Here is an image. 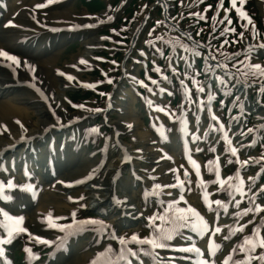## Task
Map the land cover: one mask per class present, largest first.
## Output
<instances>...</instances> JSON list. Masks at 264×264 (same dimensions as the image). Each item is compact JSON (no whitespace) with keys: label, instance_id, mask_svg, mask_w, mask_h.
I'll return each instance as SVG.
<instances>
[{"label":"rangeland","instance_id":"1","mask_svg":"<svg viewBox=\"0 0 264 264\" xmlns=\"http://www.w3.org/2000/svg\"><path fill=\"white\" fill-rule=\"evenodd\" d=\"M45 0H35L36 3H43ZM85 0H70L67 2V5L65 7L70 8L72 12V16L76 17L78 19L77 22H71L70 28L71 30L69 33L66 34V37L63 39V42L60 43L58 54V60L55 63V69H68L72 68L74 73L73 75H70L67 79V81H64L63 84L60 86L57 82L56 86L59 87L62 91L61 93L57 94V97L54 99L49 100V103L43 104V108L48 111V115L53 118L55 121H61L59 115L63 114V117L66 118L71 114H77V113H83V118L79 119L78 121H73V125L70 127V129L78 128V141L80 142V145L84 148V154L85 157H92L96 160H102L104 159L105 155V148L107 146V143L109 141V138L112 135V128L115 123L119 122L120 114L118 111L115 110H107L104 112V110L107 109L106 107V99L108 97V94L112 91L114 93V96L112 99H115L116 93L112 89L115 85L116 88L120 86V83H117L118 79L121 78V66L120 62L117 60L119 56H113L112 53H109V55L102 54L103 52H99L98 49L93 51L92 53L97 55L99 57V60L93 61V59L89 62H83L79 63L76 62L75 59L78 56H82L84 53L87 52L84 44L82 43L83 37L85 35H93L95 37L100 38L99 44H103L102 39L105 38V45L107 44V40L112 39V37H116V40L114 42H117V47L122 48L123 38L128 37L129 34H127V27L126 23L118 24L116 27L114 26L111 28L108 32H102V25L104 23H95L94 25L85 26L84 23L81 21V17L83 16H89L91 12L92 5L84 4ZM109 1V2H108ZM106 1L103 4V7L100 8V10L103 11L105 15H113V7L110 3V0ZM173 2V12L178 13L179 16H182L183 12H190V15L187 17L188 19L194 20V21H204L206 19V15L199 11V6L205 1L202 0V2L199 4H193L192 7L185 9L182 11L184 7V2L187 0H170ZM193 1V0H190ZM238 1V7L243 6L244 3H247L248 0H243V3ZM139 3V6L143 8V6H146L145 11H141V9L136 13V17L134 19H137V21L143 19L144 14L148 12L147 4L149 6L150 3L153 4L152 0H137L135 4ZM186 4V3H185ZM227 8L235 12L237 15L238 21L241 22V25H243L244 28H250L248 25V21L246 18L241 15L240 13H237V6H233L232 3L227 4ZM157 8L155 10H152L151 12V22L154 23L153 26L149 27L146 33V36L143 39L142 45L138 46V48H141L144 55L142 58H139L141 61H145L148 64V70L147 68L144 69L145 72H140L141 66L140 63H130L126 66V68L129 69V74L131 75H138L139 78L137 79L139 85L137 87L143 89V93L141 96H136V103L135 108L139 112L137 113V116L139 117V120L142 122V126L139 127V130H147L149 132L155 133L154 127L152 126L153 119H156L157 113L152 110L150 113H147V108L149 104V100L152 99L153 94L158 93V86L166 85L168 88L172 87L171 78H174L177 76L179 81L181 79V83L183 84L181 89L183 91V87H186L187 89V96L186 99L190 98V94L192 96L196 95V91L199 90V87L195 85L194 81L195 78L199 79L198 77V70L196 69L197 65L200 66V62L202 59V52L192 45H190L185 36L177 33L175 31V28L170 25V22H166L161 18V10L162 8L158 5H156ZM208 3L203 5V8H207ZM255 6L257 10L259 11V14L261 15V7L259 4L255 3ZM219 8V7H218ZM218 8H214L213 12H218ZM221 15L225 14L224 8H220ZM219 10V11H220ZM205 11V9H203ZM97 13L98 11L95 10ZM90 17V16H89ZM116 18L122 17V12L119 11L115 15ZM179 18V17H178ZM80 19V20H79ZM42 22H46L45 19H41ZM159 21L160 23H157ZM178 19H174L171 22L175 23ZM86 24V23H85ZM194 23L193 21H185V24H181L180 28L183 30H189L193 28ZM242 27V28H243ZM42 34L44 37H49L51 35L52 30L49 25L44 27ZM106 28V26H105ZM226 29V27H225ZM194 33V32H193ZM195 35V33H194ZM196 38H198V34H196ZM220 38V36H218ZM255 44L250 45V48L246 52L247 56L250 57L252 60L251 64H259L262 68H264V54H261L259 48L256 46L264 45V39L259 40L258 38H255L253 40ZM92 44V43H90ZM87 44V45H90ZM127 46L124 45L123 49H126ZM105 51V47H104ZM264 51V48L262 49ZM233 52H236L234 50ZM89 53V52H88ZM199 53V55H197ZM220 55V54H219ZM225 54H223L224 56ZM105 58H110L112 61H106ZM219 59V58H217ZM140 61V62H141ZM178 62L180 65V73L174 72L171 70L170 75L164 76L162 73L158 76V73L161 72V68L164 67V65L168 63H172L171 65L175 64V62ZM242 61H237L233 64L227 65L226 67H223V69H231L238 72H245L247 74V77L252 75V72L254 71L251 69L250 71V62L249 58L244 57L242 58ZM191 63V64H190ZM96 67H101L104 71L103 73L106 74V76H97L95 74ZM144 68V66H143ZM151 68V70H150ZM50 71V77L56 76V70ZM126 69V71L128 70ZM157 69H159L157 71ZM243 69V70H242ZM99 70V69H98ZM100 71V70H99ZM166 71V70H165ZM174 73V74H173ZM96 75V76H95ZM175 75V76H174ZM258 77L259 73L256 74ZM255 75V76H256ZM253 76V75H252ZM81 78L80 80L78 78ZM144 77V78H143ZM218 77L222 78V82L220 85H223L227 83L231 78H224L221 75H218ZM220 78V79H221ZM153 80L152 83L148 84L145 81L147 80ZM264 79L260 78V80ZM145 80V81H144ZM143 81L147 84L144 85ZM155 81V83H154ZM166 82V83H165ZM129 83V82H128ZM118 84V85H117ZM142 86V87H140ZM58 88V89H59ZM78 90V91H76ZM86 92L93 93L91 96L84 98L83 96H86ZM75 93L78 96H75ZM88 95V94H87ZM150 97V98H149ZM70 98H73L76 100L75 103H72L70 101ZM84 98V99H83ZM163 102L165 105H171V103H167L166 99L160 98L159 101H155L154 104H159ZM221 103V99H218L215 103V105L218 107V105ZM198 101L197 100H191L189 102V105H191L190 111L191 113L194 112L195 106H197ZM54 105V106H53ZM77 105H83V107H77ZM51 106H53V109H51ZM60 106H65L64 108ZM174 109V107H173ZM145 110V111H144ZM154 115V116H152ZM156 115V116H155ZM36 114H32L30 118L25 120V124L27 125V128L33 127V122L36 120ZM193 117V114L191 115ZM63 120V119H62ZM160 121L159 127L162 128L161 133H164V137L168 140V143L171 144L176 141L175 138L179 134V121L178 116L173 120V122L168 121L163 117L158 118ZM98 121V123H97ZM148 122V123H147ZM99 124V125H97ZM152 128H150V127ZM191 129L186 130V132L191 136H194L196 140L195 144L192 143V140H190V149L191 154L194 155L196 158L197 149L202 150L203 156V167L202 170L204 172V180L206 182L208 180H211L213 178V168H212V162L213 157L209 153H207L208 147H205V145L209 144V137L208 142L205 141L201 146H199V142L202 140H198L201 138V135H203V139L205 137L203 130H193L192 125H190ZM108 130V131H105ZM54 131V130H53ZM74 132V130H71ZM57 133L58 136H55ZM123 134H119L118 140L126 144L129 150H139L141 149L143 143L140 141V139L133 133L130 132H123ZM198 133V134H195ZM65 134V135H62ZM67 135V130L65 132H57L55 130L53 133H50L48 135L49 140L51 143L55 142L58 149H62L61 147L64 144V139ZM77 138V131L75 133ZM49 141V143H50ZM174 141V142H173ZM211 142V141H210ZM41 147V149H44V145L37 146ZM166 151H169L170 155L163 154L162 156V162L159 163L160 171H162V174L167 178L170 176H176L177 172H180V175H182V170H185V166H181L180 162L173 165V160H176V156H181L180 152L176 153V147H167L164 146ZM37 149V148H36ZM117 154V153H116ZM112 153L111 157L113 161H119V155ZM56 167L54 170V173L50 174L48 172V177L44 179V182L41 184H37L35 181V176L30 180L31 185L33 188H35V185L37 186V193L35 199H32L29 201V197L27 198L25 194L21 191L20 188H18L16 191L11 193V199L10 202L7 205V208H19V210L23 209L27 211L30 207L35 208L36 202L40 201L45 204L44 209L39 211V217L35 218L34 222H31L29 219H26V227L30 230L29 234L31 232L36 231L37 229L39 231L45 232L47 229H50L49 224L52 222H57L59 224L68 225L71 224L73 220L80 221L84 220L85 218H95L99 221H103V223L106 225L108 224V220L111 218L105 213V208H108L109 205L106 206H100V207H94V202L92 201L95 199L104 200L107 198V196L112 197V193H115L117 196H122V189L120 185H116L113 187H110L109 185H102L97 186V184H92V187L97 190V193L94 195H89L87 193H84V188L78 189L79 195H77L76 198L70 199L67 201V190L65 191L61 184L58 183L57 174H63L65 163L62 162L61 166H57L59 162L58 157H53ZM137 162V161H136ZM146 161H139V164H135L131 166V164L127 163L125 164L124 168L121 169L119 175L121 178L126 177L128 174V171H130L133 175V181H137V179L140 180V182H135L134 187L135 190H138V196L135 198V200L126 205L129 207H134L135 209L141 208L144 212V216H136L139 217L138 219L130 218V219H123L120 218V227L118 229V233H124L122 236L127 238L130 237L133 233H136L139 237H146L149 235L150 232H152V229H155V225L157 224H166V222L163 223V221L160 223H157L153 226H148L146 223V216L153 215L154 213L158 216L160 214H164L165 216H170L172 214L179 215L180 213H173L171 211H175L176 208H173L174 210L169 209V207L172 206V204L177 205L181 200L177 199L175 195H173L169 188H167L169 185H163L158 186L157 190L161 193L160 197H158V194H155L152 192L150 195H147L146 198H142V193L140 192L141 187L146 186L149 188V184L151 181H154L153 176H149L145 170L146 169ZM109 161L106 162L108 164ZM105 165V164H104ZM103 167H107V165ZM96 168L94 169V172L101 171L102 169L98 168L97 164H95ZM58 168V169H57ZM145 169V170H144ZM211 169V170H209ZM227 171L228 174L231 173V170L227 167L224 168V171ZM47 175V172H45ZM13 175L19 179V183L23 184L21 182V179L19 177L20 170H18L16 173H13ZM34 175V174H33ZM254 176V175H253ZM0 178L4 181H8L10 179H13L10 174H4L2 173V168H0ZM137 178V179H136ZM65 178H63L64 180ZM68 179V178H67ZM62 180V181H63ZM138 180V181H139ZM148 180V181H147ZM188 185L186 186L188 188V193L185 195V198L189 197L188 200V206H192L195 209L199 211V213L204 216L208 222V230L203 232L202 237L195 236L193 237V241L195 244H200L203 239L204 241L207 240V237L209 239H213L212 241L214 244H219L220 248L216 249L214 252V255L209 256L210 260H215L216 264H223L225 257L231 252L232 259L228 261V263L233 264L235 260H242L244 258V253L239 251L240 244L243 243L245 236H250L253 233L254 228L259 229V234L261 237H264V214L262 213L261 209L264 207V198L262 200H255L253 205H251L250 201V195L252 193H255L258 191L261 186L259 187V183L256 182L254 187L252 185V188H250V184L245 181L244 179L239 180L243 181V195L241 194L240 202H234V199L236 198L238 193H241L240 191H236L235 185L239 183V181L236 183L233 180H230L228 182V185H221L218 182L208 184V187L206 191H203L200 189L199 182L196 180L195 177L192 176V178L188 179ZM55 181H57L58 184H55ZM108 182V181H107ZM147 182V183H146ZM153 183V182H152ZM253 183V182H252ZM264 185V181L261 182V185ZM60 185V186H59ZM99 185V184H98ZM232 185L233 187H230ZM141 186V187H140ZM225 186V187H224ZM39 188H41L39 190ZM101 188V189H99ZM105 197L102 198V193L104 194V190H106ZM155 190V192H157ZM100 191H103L100 193ZM162 191V192H161ZM233 191V193H232ZM204 192H207L209 194V197L211 199L210 205H204L202 202V194ZM65 195H66V202H65ZM97 195V196H96ZM165 197H164V196ZM80 196V197H79ZM194 196V197H192ZM91 197V198H90ZM82 198V200H80ZM167 200H165V199ZM69 199V198H68ZM221 201L222 205L226 202V207H222L221 210L218 211V213L222 214L221 217H217L215 211L218 207L222 206L221 204H216L215 201ZM108 202V201H106ZM0 204L4 205L5 202H3L0 199ZM36 204V205H35ZM190 204V205H189ZM260 204L261 208L259 211L255 210V205ZM83 205V206H81ZM178 206H181V204H178ZM249 206L253 207V210H251L248 214H245L241 217H234L236 215L235 209L239 208L238 210H245ZM172 208V207H171ZM168 210V213L165 210ZM226 211L224 212V210ZM46 210V211H45ZM51 214L50 218L48 220L45 219L46 216ZM75 213V215H73ZM187 213V211H184V214ZM114 217L118 218L120 217L119 211H115L113 213ZM128 216V215H127ZM131 217V216H130ZM58 218V219H57ZM192 220V223L194 222V218L189 217ZM134 219V220H132ZM139 220V221H138ZM127 221V222H126ZM234 225V229L230 231L229 224ZM191 223V224H192ZM190 224V225H191ZM189 225V226H190ZM241 225L243 226L241 228ZM135 226V227H134ZM219 228V232H216L214 229ZM186 229V228H185ZM71 231V229H69ZM109 232L110 229L107 227H100L99 225H91L86 227L84 230L77 231L76 234L71 235L67 238L66 244L64 246L57 248L55 247V242L57 237H59L60 234L54 233L51 237L55 238L53 241V244H46L42 241H37L35 243H32V240H30L29 237H21L23 239L18 240V242H13L14 244L7 243L8 246H10L9 249V256L14 259L15 264H29L28 260L24 257L22 258L20 255L17 254V252L23 250L25 251V248L31 247L34 255V261L33 264H57L58 261L59 264H62L66 261H68L72 255L73 252H78L79 250H84L86 245L89 241L87 235L90 233H97V232ZM84 233L83 235L80 234ZM85 232H88V234H85ZM62 233H64L62 231ZM179 234H185L187 236H190L191 234L182 232L178 230ZM81 235V236H80ZM68 242L71 245H74L72 248L68 247ZM32 244L35 246L33 247ZM112 248V252L109 253V256H113L114 253L119 252L121 248H119V243L116 242V240L111 241L109 244ZM136 249L135 246H128ZM81 248V249H78ZM208 250V249H207ZM206 250V251H207ZM260 249L257 248V252H259ZM51 256V257H50ZM208 256V255H207ZM203 258H206V256H203ZM57 259V260H56ZM73 260L69 261V264ZM167 261V260H166ZM209 261V260H208ZM93 262V261H92ZM92 262L90 264H92ZM117 263V262H116ZM251 264H260L259 260H252Z\"/></svg>","mask_w":264,"mask_h":264},{"label":"bare ground","instance_id":"2","mask_svg":"<svg viewBox=\"0 0 264 264\" xmlns=\"http://www.w3.org/2000/svg\"><path fill=\"white\" fill-rule=\"evenodd\" d=\"M45 3H49V6L46 8L47 10L44 9L45 7L38 8V3H36L35 0H0V7L3 6V9H0V50H4L10 55L16 56L18 60V63H14L8 61L5 57H0V167H5L11 172L14 168L23 169L24 173H20L19 175L21 180L27 179L24 174L27 173L28 175L32 173L34 174L33 176L36 177L35 181L37 184H42L43 180L49 176L48 172L50 171H48V169L53 167L55 170L56 163L54 159H51L56 156L60 159L57 166H61L62 162H64L66 166L63 174H60L61 170L59 174H57V181H61L65 178L62 181V185L68 191L67 197L70 199L76 198L80 192L78 190L79 188L93 184L95 180H97L98 183L102 180L103 185L107 184L111 186L113 178L117 181L115 184L117 186L120 185L123 191V195L117 198L118 204L125 206L124 203H126V205H128L138 196V190H135L133 184L135 181H133L131 172L128 171L126 177H118V180L115 178L116 170L121 168L122 165L120 166V164L126 160L125 157H129L125 144L112 140L111 144L113 143V145L111 146L110 144L109 156L107 157L109 163L106 164L107 167L101 170L100 174H95L94 172L96 167L95 164H97L95 163V159L90 156H83L84 150L82 147L74 145L73 140L67 141L69 136H66V140H64V151L58 149L55 142L49 145L50 140L48 135L54 132L53 129L55 125H63L67 121L82 117V115L77 114V116H68L64 118L63 114H60L59 117L63 120L62 122H56L48 115V111L42 106V103H44V100H47V97L52 101V99L57 97V94L62 91L56 86L57 83L61 86L64 82L58 70H61L65 75H70L73 71L72 68L55 69V63L59 57L60 43L63 42V39L66 37V30H68L71 22L78 21L76 17L72 16L70 8L65 7L67 2L64 3V1L61 0H51V2H49V0H47ZM185 3L189 5V2ZM168 6V11H170V6L172 5L169 1ZM41 19H45L46 22H42ZM9 21H11V24H9ZM81 21L89 23L83 18ZM90 21L94 22L93 19ZM43 25H49L53 29L54 33L51 37H44L42 34ZM97 39L98 38L93 35H87V37L83 38L82 43L87 45L93 43V41ZM91 58H93V55H89L86 52L82 56L76 57L75 61L78 62L83 59L89 61ZM54 69L57 71V74L56 76L50 77V71ZM126 78L137 79V77L133 75H126ZM32 88L37 89L38 92H33ZM116 93L115 99L111 101V105L114 106L120 114L119 122L114 125L115 131H130L135 134L143 145L141 149L133 153V155L141 161H146V171L160 174L162 171H160L159 163L163 160L162 156L164 150L162 146L165 142L163 139L164 137H155L147 130H139V127L143 124L141 120H139L137 110L134 107V103L136 102L135 95L137 94L135 86L131 85L129 88L120 86ZM53 106H51V109H53ZM60 107L64 108L65 106ZM32 114H36V120L33 122L32 128H27L24 122L30 118ZM21 135H23L25 139L21 140ZM55 136H58L57 133ZM190 137L192 136L190 135ZM19 140H21V147L19 149L12 150V152L5 156L2 155V152L5 151V146L14 145ZM39 145H44V149L37 147ZM173 145H175V142L174 144H170V147H173ZM110 153L121 154V160L113 161ZM50 160L51 162H49ZM97 160L96 162L100 163ZM45 172H47V175ZM85 177H87V179H85ZM57 181H55V184H58ZM76 181L82 182L77 183ZM172 181L173 179L170 177L165 178L162 175H157L155 186L150 184V188L172 184ZM6 189L7 188L4 189V193ZM85 189V193L89 195L97 193L96 189L89 187ZM140 190L143 193L146 191L153 192V190L145 189L144 187H141ZM106 191L107 189L104 190V194L102 193L103 191H100V193H102V198L108 193H106ZM236 200H239V198ZM92 201L94 202V207L109 205L108 208H105V211L108 216H111L108 223L110 224L112 235L107 239H99L98 235L89 234L88 238H90V242L88 241V243L84 245L86 247L85 251L79 250L77 253L73 252L72 257L64 263L73 260L69 264H90L92 261H95V264H104L105 257L97 256L96 254L102 252L103 249L109 245L110 238L116 237L119 241L120 234L113 228L120 226V218L117 219L113 215L117 206L112 205L111 197L107 196L104 200L94 198ZM36 204L35 208L30 207L27 211L19 210L20 212H16L21 213L22 224L24 222L26 223V218L34 222L35 218L40 216L38 213L44 209L45 204L40 201L36 202ZM0 209L3 208L0 207ZM132 210H134V212ZM123 211L126 213L133 212L136 215L138 213L141 214V208H137V210H135L134 207H130V209L124 208L120 210L119 213ZM151 217H153V215H151ZM147 221L149 222V219H147ZM0 222L3 227L7 226V230L10 228L3 215H0ZM153 222V224H156L159 222V219L154 218ZM194 227H192V229H194ZM36 231L34 235L39 234L42 236L43 233L41 231L38 229ZM6 233L7 236H0V240L4 241V239L6 240V238H8V232ZM190 239L191 238L188 236L184 238H180L176 235L173 236V240L167 242L172 246L171 248L153 250V255L158 253L155 261L152 255H146L144 252L138 253V256H129L128 260L131 261V264H163L164 258H167V262L169 263L166 264H196L198 255L195 251L181 254L174 250V246L178 247L193 244L190 243ZM129 243L133 242L129 241ZM73 246L74 245L70 246L68 242V247L72 248ZM142 247L145 249L148 248L147 245H142ZM201 250L205 251V248L202 247ZM200 253L202 252L200 251ZM1 261L0 259V264H4ZM60 261H58V263ZM118 262L119 264L121 262H123L122 264H126L125 261Z\"/></svg>","mask_w":264,"mask_h":264},{"label":"snow or ice","instance_id":"3","mask_svg":"<svg viewBox=\"0 0 264 264\" xmlns=\"http://www.w3.org/2000/svg\"><path fill=\"white\" fill-rule=\"evenodd\" d=\"M51 2V0H49ZM241 3H243V0H240ZM230 3L235 6L234 0H230ZM43 5H37V7H42ZM227 12V9H225ZM238 12H240L239 9H237ZM241 15H244L243 13H240ZM157 23H160L157 21ZM9 24H11V21H9ZM242 35V34H241ZM261 47H264V45H261ZM199 55V53H197ZM0 57H5L8 61H12L14 63H18L17 57L14 55H10L8 52L4 50H0ZM83 62V61H82ZM251 69L254 71L252 72V75L255 76L257 73L259 75L264 76V68L261 67L259 64H251L249 65ZM159 69H157L158 71ZM219 79V78H218ZM155 83V81H154ZM195 83V81H194ZM202 91V89H200ZM77 107H83V105H77ZM248 131H252L249 129ZM21 140L25 139L23 135L20 137ZM226 142L227 138L225 137ZM231 152L233 154L236 153L235 148H230ZM127 159V157H125ZM193 163L194 168H197V172L199 171L198 167L195 165L194 161H190ZM246 163V161H245ZM211 170V169H209ZM27 174V173H26ZM91 175V173H90ZM87 179V177H85ZM230 179V178H229ZM239 180V178L237 177ZM77 183L82 182V181H76ZM219 184L223 185L225 181L223 179H220L219 173L217 172V181ZM179 180L177 181V184H179ZM14 187H19L21 188L22 191H33L32 186L30 184H22V185H15L12 180H8L7 184H4L0 182V199H11L10 196H6L4 194V189L5 188H14ZM158 187V186H156ZM230 187H233L230 185ZM236 191H240L241 194L243 195V181H239L237 185L234 186ZM264 188V185L261 186ZM180 199H183L181 196ZM115 200V198H114ZM118 202V201H116ZM207 203V201H206ZM216 204H221L222 202L217 200L215 201ZM83 206V205H81ZM226 207V205H222ZM261 208L260 204L255 205V210L259 211ZM166 212L168 211L167 209L165 210ZM187 212H190L197 218L199 221L200 225L203 228V231H207L208 227L206 222L203 220L202 217L199 216V214L196 212L195 209L189 207L186 210ZM249 211V210H245ZM177 212L180 213L179 215L172 214L170 216H165L164 214L156 215L155 213L153 214V217L156 219H159L163 222H166V224H157L155 225V230L153 232H150L148 236L146 237H139L136 233H133L130 237H119V241L121 244V250L119 252H116L113 254V256H108V253L112 252L111 246H107L106 248L103 249L102 252H98L96 255L97 256H104V264H116L117 261H125L126 264H131V261L128 260L129 256H138V253L144 252L146 255H152L153 260L155 261L156 257L158 256V253L153 255V250L155 249H164L168 248L171 245H169L167 242L173 240V236L178 234V230L180 228L188 227L191 223L192 220L184 214V210L182 209H177ZM0 215L5 216L10 222H11V228L8 229V238H10L14 233L16 232H24L26 231L23 227H20L22 217H13L10 216L7 212H5L3 209H0ZM75 215V213H73ZM51 214L49 213L48 216L45 217L46 220L50 218ZM153 217H149V221L151 222ZM58 219V218H57ZM91 225H99L100 227H108L103 223V221H99L95 218H85L84 220L76 221L73 220L71 224L64 225V224H55V223H50L49 226L53 228H59L61 231L65 233L63 237H57L56 242H55V247L60 248L64 244H66L67 237L76 234L77 231L84 230L86 227L91 226ZM243 226L241 225V228ZM71 229V231L69 230ZM216 232H219V228L214 229ZM200 234H203L201 232ZM115 238V237H114ZM37 241H40L41 238L37 237ZM133 242L136 245H147L148 248L145 249L143 247H138L137 249H133L131 247H128V243ZM0 242H4L3 240H0ZM43 243L46 244H53V241L49 240H43ZM209 249L207 252L208 256L214 255V252L216 249L220 248L219 244H214L211 239H209ZM257 248L260 249L259 252H257ZM182 251H195L197 255H200V249L196 248L194 245L189 248H184L181 249ZM2 251V250H0ZM239 251L244 253V258L242 260H235L233 264H251L252 260H259L260 264H264V237H261L259 234V229L254 228L253 233L250 236H245L243 243L240 244L239 246ZM25 252L28 253L29 259L34 257V253L31 252L30 249L25 248ZM232 259V254L231 252L225 257L223 264H228V261ZM92 264H95V261L92 262ZM199 264H212L211 261L208 260H201L199 261Z\"/></svg>","mask_w":264,"mask_h":264}]
</instances>
